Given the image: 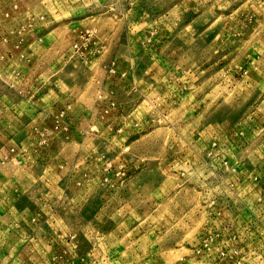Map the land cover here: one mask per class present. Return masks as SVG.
I'll return each instance as SVG.
<instances>
[{
	"label": "rangeland",
	"instance_id": "374dc122",
	"mask_svg": "<svg viewBox=\"0 0 264 264\" xmlns=\"http://www.w3.org/2000/svg\"><path fill=\"white\" fill-rule=\"evenodd\" d=\"M0 264H264V0H0Z\"/></svg>",
	"mask_w": 264,
	"mask_h": 264
}]
</instances>
